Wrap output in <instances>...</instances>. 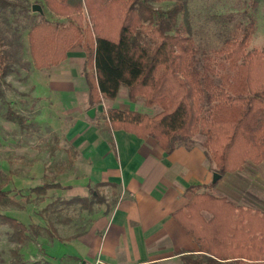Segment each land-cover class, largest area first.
<instances>
[{"label":"trees","instance_id":"trees-1","mask_svg":"<svg viewBox=\"0 0 264 264\" xmlns=\"http://www.w3.org/2000/svg\"><path fill=\"white\" fill-rule=\"evenodd\" d=\"M44 1L54 16L67 23L42 22L29 29L33 69L56 67L79 48L85 56L90 107L103 100L114 101L120 87H125L130 102L142 98L147 109L159 110L151 117L108 110L104 116L107 130L151 139L165 155L178 146L192 147L193 139L200 137V146L220 179L241 171L246 163L263 161L264 48L249 49L253 24L240 38L228 40L204 56L201 69H197L189 38L177 29V17L186 16L189 0H174L169 10L161 13L151 4L170 0ZM7 61L0 48V80L9 70ZM6 119L24 124L11 110ZM48 189L69 188L50 184L31 192ZM188 191L192 193L188 204L172 217L196 243L199 254L183 256V264H264V214L207 192L198 194L194 188ZM89 195L90 199L76 197L62 203L90 211L102 202L97 192L89 190ZM5 205L15 206L0 189V206ZM0 222L12 231L17 245L40 237L37 227L27 228L12 217L0 215Z\"/></svg>","mask_w":264,"mask_h":264},{"label":"crops","instance_id":"crops-1","mask_svg":"<svg viewBox=\"0 0 264 264\" xmlns=\"http://www.w3.org/2000/svg\"><path fill=\"white\" fill-rule=\"evenodd\" d=\"M37 71L34 73L45 78L35 94L61 100L60 117L67 124L63 137L69 149L77 153L74 165L57 181L62 188H69L59 191L63 200L88 198L89 190L96 189L98 196L104 197L100 206L93 207L85 231L67 234L70 229H63L57 230V238H38L50 244L72 245L70 253L57 264H167L198 255L196 243L172 217L188 204L191 188L264 214V159L258 165L246 163L241 171L211 185L214 165L201 141L190 148L178 146L165 155L151 139L141 140L122 130L109 131L104 120L100 128L91 123L100 115L97 106L101 104L89 106L81 49L70 51L58 66ZM127 101L136 100L130 102L127 95ZM124 104L116 102L108 110L129 111ZM86 107L95 108L92 119L83 117ZM112 199V206L107 207ZM68 238L72 239L65 241ZM37 259L56 264L46 254Z\"/></svg>","mask_w":264,"mask_h":264},{"label":"rangeland","instance_id":"rangeland-1","mask_svg":"<svg viewBox=\"0 0 264 264\" xmlns=\"http://www.w3.org/2000/svg\"><path fill=\"white\" fill-rule=\"evenodd\" d=\"M173 4L174 0H170L151 4V7L161 13L168 11ZM34 5L41 8L42 14L31 11ZM263 11L264 0H189L186 16L181 14L177 17V29L189 38L195 67L201 69L204 56L220 49L226 41L240 38L250 24H253L254 31L249 49H263ZM82 16L85 19V12ZM42 22L54 25L67 23L66 19L54 16L44 0L0 2V48L9 66L0 80V189L15 204L0 206V215L12 217L27 228L33 225L39 229V236L49 239L51 235L52 238L60 236L58 231L63 229H70L67 234L85 231L91 222L93 207L100 206L104 197L99 196L101 204H94L90 211H84L78 205H64L60 190L31 192L43 185H60L57 183L60 175L70 169L77 159V153L69 149L63 137L67 124L60 117L61 100L56 101L46 94H35L37 85L45 77L34 73L39 71L33 69L30 62L27 33L34 24ZM124 101L127 110L139 112L142 109V113L149 117L159 111L147 109L142 98L129 103L125 87H120L114 102L105 100L108 106L116 102L122 105ZM105 102L97 106L100 115L91 121L97 128L103 127L108 111ZM89 109L86 107L83 111V117L88 120L86 112ZM8 110L21 117L24 124L7 121ZM193 141L199 143L201 138L195 137ZM112 203L113 199L107 207ZM27 234L30 235V232ZM11 235L12 231L0 222V264H47L43 259L38 261L42 254L48 255L57 264L65 253L68 255L73 249L72 245L60 242L50 244L39 240V237H30L23 245H17ZM189 256L194 258L197 255ZM167 264L183 263L180 260Z\"/></svg>","mask_w":264,"mask_h":264},{"label":"water","instance_id":"water-1","mask_svg":"<svg viewBox=\"0 0 264 264\" xmlns=\"http://www.w3.org/2000/svg\"><path fill=\"white\" fill-rule=\"evenodd\" d=\"M31 11L32 12H36L38 14H42L41 8L39 6H36V5H34V6L31 7ZM94 115H95V108L90 109L88 111V113H87V116L90 119H92L94 117ZM219 179H220V176L218 174L214 173L213 176H212V182L211 183L212 184H215Z\"/></svg>","mask_w":264,"mask_h":264},{"label":"built area","instance_id":"built-area-1","mask_svg":"<svg viewBox=\"0 0 264 264\" xmlns=\"http://www.w3.org/2000/svg\"><path fill=\"white\" fill-rule=\"evenodd\" d=\"M84 264H92L91 262H88V263H84ZM95 264H100L98 261L95 262Z\"/></svg>","mask_w":264,"mask_h":264}]
</instances>
